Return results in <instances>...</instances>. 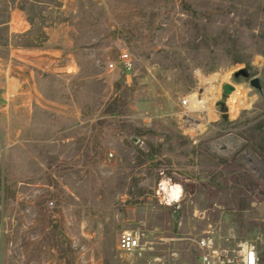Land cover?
<instances>
[{
    "label": "rangeland",
    "instance_id": "obj_1",
    "mask_svg": "<svg viewBox=\"0 0 264 264\" xmlns=\"http://www.w3.org/2000/svg\"><path fill=\"white\" fill-rule=\"evenodd\" d=\"M229 70L235 115L180 105ZM207 230L264 264V0H0V264H202Z\"/></svg>",
    "mask_w": 264,
    "mask_h": 264
},
{
    "label": "built area",
    "instance_id": "obj_2",
    "mask_svg": "<svg viewBox=\"0 0 264 264\" xmlns=\"http://www.w3.org/2000/svg\"><path fill=\"white\" fill-rule=\"evenodd\" d=\"M119 65L126 73H131L133 69V60L130 54L123 51L118 58L110 61L107 68L114 69ZM180 105L189 109L188 96H183L179 99ZM164 182L169 192L164 189ZM179 186L180 190L176 188ZM173 189L177 190V196L172 197L170 192ZM157 202L165 207H172L174 210L180 209L185 199L183 185L179 182H174L171 179H161L157 183V187L153 194ZM52 205V201L49 202ZM200 250V260L202 264H258L259 257L255 241L244 240L238 243H233L232 238H224L221 235H216L213 230H207L195 240ZM141 238L137 232L122 231L118 237L117 248L121 252L131 253L140 249ZM149 264H163L160 262H152ZM185 264V263H180Z\"/></svg>",
    "mask_w": 264,
    "mask_h": 264
},
{
    "label": "bare ground",
    "instance_id": "obj_3",
    "mask_svg": "<svg viewBox=\"0 0 264 264\" xmlns=\"http://www.w3.org/2000/svg\"><path fill=\"white\" fill-rule=\"evenodd\" d=\"M232 71H227L223 76L221 83L215 84L218 80V73H211L207 77H202L203 80V88L204 91L201 93L192 92L189 93L188 99L190 102L189 109L190 110H211L215 104L216 101H218L222 97V83H228L232 86V91L226 96V105L228 107V110L231 114V116L235 115L237 112L239 105L241 101H244L247 96V91L249 90V87L244 86L243 83H234L230 79ZM220 81V80H219ZM194 126V124H189L188 127ZM186 128V129H187ZM204 128L203 122L198 123L196 128L194 130L201 131ZM164 189L166 192H169V190L166 187V182H164ZM178 191L180 190L179 186L176 187ZM170 195L172 197L177 196V190L173 189L172 192H170Z\"/></svg>",
    "mask_w": 264,
    "mask_h": 264
},
{
    "label": "water",
    "instance_id": "obj_4",
    "mask_svg": "<svg viewBox=\"0 0 264 264\" xmlns=\"http://www.w3.org/2000/svg\"><path fill=\"white\" fill-rule=\"evenodd\" d=\"M240 74H242L245 78L248 79L249 84L255 88H257L258 90H261V84L259 83L258 79L256 77H252L250 78L246 72V70L241 69L239 71ZM234 77L237 78L238 77V73L234 74ZM232 91V86L228 83L223 84L222 86V92L224 95H228L230 92Z\"/></svg>",
    "mask_w": 264,
    "mask_h": 264
}]
</instances>
